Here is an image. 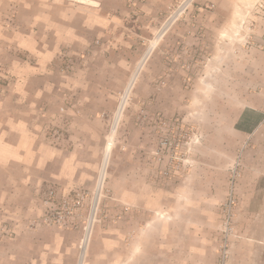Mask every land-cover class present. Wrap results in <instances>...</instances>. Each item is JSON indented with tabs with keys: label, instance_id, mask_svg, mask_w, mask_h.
Returning <instances> with one entry per match:
<instances>
[{
	"label": "crops",
	"instance_id": "crops-1",
	"mask_svg": "<svg viewBox=\"0 0 264 264\" xmlns=\"http://www.w3.org/2000/svg\"><path fill=\"white\" fill-rule=\"evenodd\" d=\"M177 1L0 0V68L5 77L0 78V247L18 245L23 239L19 237L40 236L45 230L29 225L42 216L40 197L49 184L80 188L87 173L97 170L103 137L82 126L87 121L101 124L100 113L88 112L95 98L87 94L97 91V79L87 75L104 72L92 61L109 65L106 52L121 37L137 34L149 23L152 27ZM240 1L199 0L190 18L173 27L163 51L181 56V64L191 62L195 75L235 73L216 67V61L225 60L220 49L229 51L225 43L219 47L218 34L242 9ZM164 68L165 75H187L183 71L189 69L179 66L181 72L175 73ZM250 89L254 92L246 95L239 116L217 119L218 129L208 131L209 139L240 142L229 264H264V81ZM212 150L224 161L210 160L206 177L192 180V187L199 189L192 192L191 202L177 190L161 193L145 207L159 229H153L156 222L151 221L144 245L175 251L171 264H215L218 211L229 191L233 155L225 147ZM167 214L170 223L163 219ZM8 229L14 240L6 237ZM173 236L174 245H169Z\"/></svg>",
	"mask_w": 264,
	"mask_h": 264
},
{
	"label": "rangeland",
	"instance_id": "rangeland-1",
	"mask_svg": "<svg viewBox=\"0 0 264 264\" xmlns=\"http://www.w3.org/2000/svg\"><path fill=\"white\" fill-rule=\"evenodd\" d=\"M180 1L164 18L153 22L152 27L149 23L138 29L137 34L121 37L112 51L106 52L109 65L92 61L104 72L98 73L102 76L97 72L87 75V79H97V91L87 94L95 98L88 112L90 116L100 113L101 124L95 126L87 121L82 126L103 137L97 170L87 173L86 185L80 188L67 190L58 184H49L43 189L42 216L29 226L45 230L40 236L19 237L23 239L18 245L8 243L0 247V264L174 263L175 251H154L150 250V244L144 245V233L149 231L151 221L156 222L152 228L159 229V222L150 218L153 213L145 207L159 199L161 193L177 190L184 192L185 202H191L192 192L199 189L192 187V180L206 177L210 160L224 161L223 155L215 156L212 148L225 147L227 153L231 152L232 169L239 163L235 154L240 142L232 139L225 142L215 136L210 140L208 131L218 129L217 119L224 122L220 118L239 116L246 95L254 92L250 86L264 81V7H260V0H241L242 9L235 11L218 34L219 47L225 43L229 51L220 49L219 55L225 60H217L216 67L236 70L224 75L217 71L195 75L191 62L181 64V56L163 51L173 27L190 18L191 9L199 0L172 25V16ZM165 66L175 73L181 72L179 66L189 69L183 71L187 75H165L168 71ZM136 74V82L119 113ZM0 78L5 79L1 68ZM108 147L110 155L105 165ZM231 176L232 172L229 181ZM226 199L218 211L220 226L215 264H218L223 238ZM167 218L170 223L172 218L168 214L163 217ZM233 227L234 237V224ZM88 232L89 240L81 260ZM6 237L16 238L9 229ZM171 239L169 245H174V236Z\"/></svg>",
	"mask_w": 264,
	"mask_h": 264
},
{
	"label": "built area",
	"instance_id": "built-area-1",
	"mask_svg": "<svg viewBox=\"0 0 264 264\" xmlns=\"http://www.w3.org/2000/svg\"><path fill=\"white\" fill-rule=\"evenodd\" d=\"M196 0H181L177 5L173 16H172V25L179 19L182 15L187 13L190 8L194 5ZM260 7H264V0H260ZM240 164L237 163L232 169V176L230 181V190L226 199L224 206V219L222 225L223 238L219 248V260L218 264H229L230 261V249L232 244V237L234 235V218L235 210L237 207V198H236V181L239 177Z\"/></svg>",
	"mask_w": 264,
	"mask_h": 264
},
{
	"label": "bare ground",
	"instance_id": "bare-ground-1",
	"mask_svg": "<svg viewBox=\"0 0 264 264\" xmlns=\"http://www.w3.org/2000/svg\"><path fill=\"white\" fill-rule=\"evenodd\" d=\"M150 52H151V51H150ZM142 65H143V62H142V64L140 65V68H139L138 72L140 71ZM136 78H137V74L135 75V77L133 78V80H132V82H131V84H130V87H129L128 92H127V94H126V96H125V98H124L123 105H121L122 108H121V110H120L119 113L122 112V109H123V107L125 106V102H126V100H127V97H128V95H129V92H130V90H131V88H132V86H133V84H134ZM109 146H113V145L109 144ZM109 155H110V148L108 147V152H107V156H106V164H107V162H108V160H109ZM106 164H105V165H106ZM104 176H105V174L103 173V174H102V179L104 178ZM100 186H101V185H100ZM101 187H102V186H101ZM100 189H101V188H100ZM91 220H92V219H91ZM89 234H90V233L88 232L87 237H86V239H85V243L83 244V252H82V259H81V260H83L84 255H85V252H86V246H87V243H88V240H89Z\"/></svg>",
	"mask_w": 264,
	"mask_h": 264
}]
</instances>
